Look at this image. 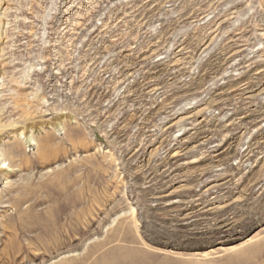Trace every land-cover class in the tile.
I'll use <instances>...</instances> for the list:
<instances>
[{
    "label": "rangeland",
    "instance_id": "rangeland-1",
    "mask_svg": "<svg viewBox=\"0 0 264 264\" xmlns=\"http://www.w3.org/2000/svg\"><path fill=\"white\" fill-rule=\"evenodd\" d=\"M0 264H264V0H0Z\"/></svg>",
    "mask_w": 264,
    "mask_h": 264
},
{
    "label": "bare ground",
    "instance_id": "bare-ground-1",
    "mask_svg": "<svg viewBox=\"0 0 264 264\" xmlns=\"http://www.w3.org/2000/svg\"><path fill=\"white\" fill-rule=\"evenodd\" d=\"M29 142H31V144L33 145V139L29 138Z\"/></svg>",
    "mask_w": 264,
    "mask_h": 264
}]
</instances>
